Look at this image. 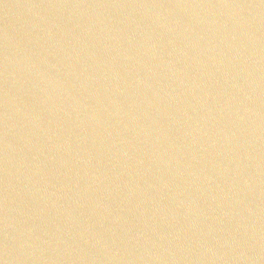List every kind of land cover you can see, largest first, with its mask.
<instances>
[{
  "label": "water",
  "instance_id": "95a60500",
  "mask_svg": "<svg viewBox=\"0 0 264 264\" xmlns=\"http://www.w3.org/2000/svg\"><path fill=\"white\" fill-rule=\"evenodd\" d=\"M0 264H264V0H0Z\"/></svg>",
  "mask_w": 264,
  "mask_h": 264
}]
</instances>
